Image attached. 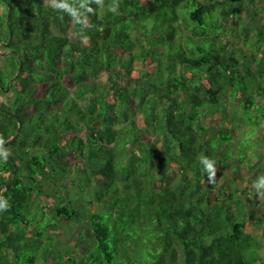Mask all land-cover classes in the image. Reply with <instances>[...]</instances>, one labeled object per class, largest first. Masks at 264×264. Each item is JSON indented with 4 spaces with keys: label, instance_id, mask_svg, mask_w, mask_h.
Here are the masks:
<instances>
[{
    "label": "trees",
    "instance_id": "obj_1",
    "mask_svg": "<svg viewBox=\"0 0 264 264\" xmlns=\"http://www.w3.org/2000/svg\"><path fill=\"white\" fill-rule=\"evenodd\" d=\"M260 2L0 0L4 141L20 122L0 157V264H262L234 130L209 118L264 94ZM81 203L83 236L54 239L47 209L69 229Z\"/></svg>",
    "mask_w": 264,
    "mask_h": 264
},
{
    "label": "rangeland",
    "instance_id": "obj_2",
    "mask_svg": "<svg viewBox=\"0 0 264 264\" xmlns=\"http://www.w3.org/2000/svg\"><path fill=\"white\" fill-rule=\"evenodd\" d=\"M260 5L264 7V0H261ZM1 10L2 7H0V11ZM259 13L264 15V8L259 10ZM229 99V101L228 99H222V104L218 109L214 110L215 118H209H211L210 121L213 122L214 126L218 127V129L230 130L232 128L234 130V133L232 135H227V137H229L228 140L231 142V151L228 150L230 153V163L239 165L241 171V179L237 182L236 188L238 189L237 191H241L242 188H245V192L249 193L251 196L256 213L258 212L257 214H259L260 211L264 212V195H261V193H264V190H257L253 186L252 181L256 175L255 171L260 172L264 168V116L261 117V113L259 112L261 110L259 105L263 104L264 106V94L262 93L261 95L255 97V100L259 103V105L255 104L253 107H250L249 110H244L238 99ZM230 115H242V118L236 120L232 124H229L228 119ZM249 118L254 119L251 120ZM255 119L258 120V123H255ZM7 152H9V149H7ZM249 164L254 167L255 171H250L248 169ZM66 179H63V181L66 185H69ZM45 189L49 192L52 191L48 185ZM58 192L62 193V186L58 189ZM36 200L38 203L40 201V204L45 203L50 206L53 202H55V196L53 194L52 196H39ZM88 209L89 208L84 205V203L78 205L77 216L70 219L69 224L72 227L69 229H67V222L65 223L62 218L58 216H53V210L50 209H47L45 212V218L41 220V223H45L47 221V217L50 219L49 227L53 230L52 234L54 239H58L59 241L62 240L63 243L65 241L67 243H73V234L77 238H81V236H83L78 228L87 223L86 213H88ZM263 212H261V214ZM256 213L255 216L252 217L253 219L251 218L252 220L248 221L247 230L253 231V233L255 232V234H257L260 238L261 248L259 250V256H261L260 259L262 260V264H264V229H260L252 225V222L256 221V218L259 216Z\"/></svg>",
    "mask_w": 264,
    "mask_h": 264
},
{
    "label": "clouds",
    "instance_id": "obj_3",
    "mask_svg": "<svg viewBox=\"0 0 264 264\" xmlns=\"http://www.w3.org/2000/svg\"><path fill=\"white\" fill-rule=\"evenodd\" d=\"M5 143L2 136H0V146H2ZM10 153L5 151L2 147H0V157H3L5 160L7 159V156ZM203 163L205 164L206 170L209 173V180L211 181L215 176V169L212 164L207 163V158H203ZM257 190L264 188V183H255L253 185ZM261 195H264V193H261ZM8 207L7 201H5L3 198H0V210H6Z\"/></svg>",
    "mask_w": 264,
    "mask_h": 264
},
{
    "label": "water",
    "instance_id": "obj_4",
    "mask_svg": "<svg viewBox=\"0 0 264 264\" xmlns=\"http://www.w3.org/2000/svg\"><path fill=\"white\" fill-rule=\"evenodd\" d=\"M8 18H9V13H8ZM20 64H21V60L19 61V66H20ZM18 70H19V67H18ZM19 129H20V122H18V127H17V129H16L15 134H14L9 140L5 141V143H4L2 146L6 145L7 143H11L12 140L15 138L16 134L19 132ZM2 146H0V147H2ZM9 159H10V160L13 162V164H14V170H13V172L11 173V176H12L13 173L17 170L18 166H17V164L15 163V161H14V159H13L12 157H9ZM8 185H9V183L7 184V187H8Z\"/></svg>",
    "mask_w": 264,
    "mask_h": 264
},
{
    "label": "crops",
    "instance_id": "obj_5",
    "mask_svg": "<svg viewBox=\"0 0 264 264\" xmlns=\"http://www.w3.org/2000/svg\"><path fill=\"white\" fill-rule=\"evenodd\" d=\"M261 212H263V211H260V213H259V214H257V213H258V212H257L256 214L260 216V215H261ZM260 229H262V228H260ZM260 258H261V256H260ZM260 262H262V260H261V259H260ZM257 264H261V263H258V262H257Z\"/></svg>",
    "mask_w": 264,
    "mask_h": 264
}]
</instances>
